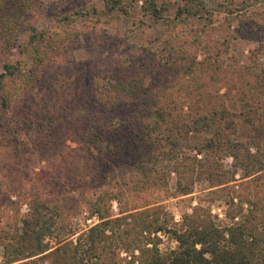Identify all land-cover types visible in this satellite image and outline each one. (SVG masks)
<instances>
[{
	"label": "trees",
	"instance_id": "obj_1",
	"mask_svg": "<svg viewBox=\"0 0 264 264\" xmlns=\"http://www.w3.org/2000/svg\"><path fill=\"white\" fill-rule=\"evenodd\" d=\"M101 1L124 16L136 5ZM140 1L154 22L171 7ZM256 3L220 0L218 21L203 1L179 0L177 25L155 47L103 71L88 60L75 71L68 56L84 32L65 18L52 40L36 26L41 0H0V264H264V18L251 12ZM191 18L192 30L206 27L201 59L199 38L184 35ZM239 39L257 44L246 63L226 57ZM96 78L107 82L98 94ZM229 100L244 110L231 111ZM240 124L260 136L238 139ZM169 172L173 197H191L201 181L223 188L228 224L197 205L174 228L163 204ZM162 234L177 243L167 254Z\"/></svg>",
	"mask_w": 264,
	"mask_h": 264
},
{
	"label": "rangeland",
	"instance_id": "obj_2",
	"mask_svg": "<svg viewBox=\"0 0 264 264\" xmlns=\"http://www.w3.org/2000/svg\"><path fill=\"white\" fill-rule=\"evenodd\" d=\"M44 8L35 15L36 26L39 30L46 31V35L52 40H57L62 36L64 19L67 18L69 23L74 24L81 32H84L80 38L79 47L68 56L69 66L72 70L77 71L82 61L88 60V67L94 71L107 68L109 63L125 64L129 57L138 53L141 46L155 47L153 44L158 34L166 33L169 29L174 28L177 22L174 20L175 8L179 0H171L169 11L163 13V20L154 22L142 16L139 6L140 0H136V5L132 11L124 16L120 13H108L104 10L101 0H41ZM158 4L162 0H156ZM207 10L213 12L218 21H223L225 12L222 8L217 7L220 0H201ZM77 12L79 16L72 15ZM256 17L264 18V0H257V3L251 9ZM197 23L195 19H188L185 25L184 35L190 38L197 37L199 42L194 48L198 59L204 55V21L192 30V25ZM202 23V24H201ZM192 24V25H191ZM233 27L236 22H233ZM257 44L248 40H232L230 42L229 52L226 57L235 56L241 63H246L250 52L256 48ZM72 57V58H71ZM95 59V61H92ZM264 62V53L262 59ZM91 70H89L90 72ZM2 72L0 64V74ZM92 74V73H91ZM94 76V75H93ZM92 82L91 89L96 90L98 94L103 87L107 85L106 81L96 78ZM227 106L231 111L241 112L244 110V103L236 100L227 101ZM260 133L245 125L240 124L238 130V139H245L254 136H260ZM231 159H227V163ZM238 177V176H237ZM175 188V176L169 172L167 174V187L165 191L164 206L168 213L171 214L173 221L172 226L177 229L182 227V216L189 212V206H201L210 210L213 216H216L218 225L228 224L225 220L226 205L223 202V188L211 187L207 181L197 182L194 193L189 196L173 197L171 194ZM113 214H117V206L112 202ZM96 220H89L87 224H92ZM161 243L158 248L160 253L167 254L176 249L177 243L168 235H160ZM1 255V249H0Z\"/></svg>",
	"mask_w": 264,
	"mask_h": 264
}]
</instances>
